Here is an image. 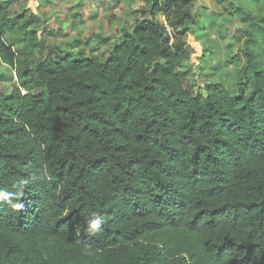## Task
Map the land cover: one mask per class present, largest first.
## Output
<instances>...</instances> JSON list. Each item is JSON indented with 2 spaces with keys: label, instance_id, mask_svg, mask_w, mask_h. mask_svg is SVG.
Masks as SVG:
<instances>
[{
  "label": "trees",
  "instance_id": "16d2710c",
  "mask_svg": "<svg viewBox=\"0 0 264 264\" xmlns=\"http://www.w3.org/2000/svg\"><path fill=\"white\" fill-rule=\"evenodd\" d=\"M11 1L0 2V63L17 80L0 94V264H264V15L232 9L249 94L213 83L194 95L183 42L156 18L192 23L185 2L147 0L149 17L103 61L43 57Z\"/></svg>",
  "mask_w": 264,
  "mask_h": 264
},
{
  "label": "rangeland",
  "instance_id": "374dc122",
  "mask_svg": "<svg viewBox=\"0 0 264 264\" xmlns=\"http://www.w3.org/2000/svg\"><path fill=\"white\" fill-rule=\"evenodd\" d=\"M181 1L191 11L192 23L172 30L163 16L156 18L167 28L170 44L183 42L188 53L189 59L179 70L185 75V84L194 95L203 93L213 83L223 84L234 95L238 94L240 83L243 89L248 87L249 94L253 80L242 55L245 25L236 13L232 14V9L241 4L248 13L262 16L264 1ZM149 10L147 0H12L8 7L10 16L23 13L32 17L31 31L48 49L43 57L51 49L58 56L82 53L103 61L137 23L149 17ZM0 76V94L8 95L17 85L15 73L0 63ZM37 91L35 86L29 90Z\"/></svg>",
  "mask_w": 264,
  "mask_h": 264
},
{
  "label": "clouds",
  "instance_id": "9594fccd",
  "mask_svg": "<svg viewBox=\"0 0 264 264\" xmlns=\"http://www.w3.org/2000/svg\"><path fill=\"white\" fill-rule=\"evenodd\" d=\"M93 227H96V225H93Z\"/></svg>",
  "mask_w": 264,
  "mask_h": 264
}]
</instances>
